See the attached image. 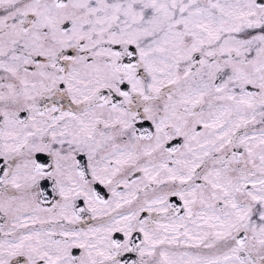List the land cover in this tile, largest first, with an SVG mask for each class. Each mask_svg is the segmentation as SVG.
Returning a JSON list of instances; mask_svg holds the SVG:
<instances>
[{"label": "snow or ice", "instance_id": "snow-or-ice-1", "mask_svg": "<svg viewBox=\"0 0 264 264\" xmlns=\"http://www.w3.org/2000/svg\"><path fill=\"white\" fill-rule=\"evenodd\" d=\"M0 264H264V0H0Z\"/></svg>", "mask_w": 264, "mask_h": 264}]
</instances>
